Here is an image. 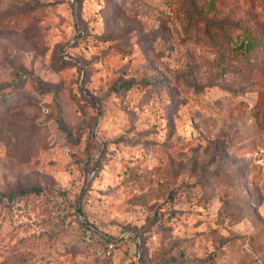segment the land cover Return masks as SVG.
Instances as JSON below:
<instances>
[{
	"label": "rangeland",
	"instance_id": "374dc122",
	"mask_svg": "<svg viewBox=\"0 0 264 264\" xmlns=\"http://www.w3.org/2000/svg\"><path fill=\"white\" fill-rule=\"evenodd\" d=\"M0 264H264V0H0Z\"/></svg>",
	"mask_w": 264,
	"mask_h": 264
},
{
	"label": "trees",
	"instance_id": "16d2710c",
	"mask_svg": "<svg viewBox=\"0 0 264 264\" xmlns=\"http://www.w3.org/2000/svg\"><path fill=\"white\" fill-rule=\"evenodd\" d=\"M209 1H210V5L213 6V5L220 4L222 0H209ZM247 47H248V46L246 45V48H247ZM129 86H130V83H125V84L121 85L120 87H121V88H124V89H128ZM34 191L37 192L38 190L36 189V190H34ZM113 249H114V247H113Z\"/></svg>",
	"mask_w": 264,
	"mask_h": 264
},
{
	"label": "built area",
	"instance_id": "2783aa9c",
	"mask_svg": "<svg viewBox=\"0 0 264 264\" xmlns=\"http://www.w3.org/2000/svg\"><path fill=\"white\" fill-rule=\"evenodd\" d=\"M114 245L113 244H109L108 248H107V254H109L112 250H113Z\"/></svg>",
	"mask_w": 264,
	"mask_h": 264
}]
</instances>
